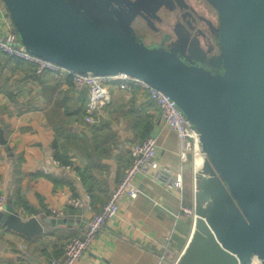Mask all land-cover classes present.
Segmentation results:
<instances>
[{
  "label": "water",
  "instance_id": "1",
  "mask_svg": "<svg viewBox=\"0 0 264 264\" xmlns=\"http://www.w3.org/2000/svg\"><path fill=\"white\" fill-rule=\"evenodd\" d=\"M2 1L30 53L75 72L143 79L197 129L196 219L178 264H264V0H207L218 14L215 57L188 39L147 44L132 26L144 0ZM0 221L26 236L56 222L23 219L11 203Z\"/></svg>",
  "mask_w": 264,
  "mask_h": 264
},
{
  "label": "crops",
  "instance_id": "2",
  "mask_svg": "<svg viewBox=\"0 0 264 264\" xmlns=\"http://www.w3.org/2000/svg\"><path fill=\"white\" fill-rule=\"evenodd\" d=\"M4 8L0 0V35L12 24ZM35 67L0 50V196L23 219L56 222L26 236L0 221V264L62 260L66 244L83 236L92 215L68 201L90 193L93 212L101 211L131 162V148L149 135L157 139L158 161L182 175L183 189L138 176L139 196L122 199L118 215L76 264L175 262L193 234L195 220L181 208L195 205L197 174L191 154L180 158L178 134L158 106L145 93L110 82L111 101L88 124V91L76 90L68 75L37 74ZM53 210L65 214L52 216Z\"/></svg>",
  "mask_w": 264,
  "mask_h": 264
},
{
  "label": "built area",
  "instance_id": "3",
  "mask_svg": "<svg viewBox=\"0 0 264 264\" xmlns=\"http://www.w3.org/2000/svg\"><path fill=\"white\" fill-rule=\"evenodd\" d=\"M1 2L4 6L2 0ZM4 11L7 12L6 8H4ZM0 50L10 57L34 64L37 74L52 73L56 76L68 75L76 90L88 91L89 101L86 116L88 124H93L95 122L94 113L111 101L110 82L117 83L118 88L126 92L132 93L135 90H139L145 93L158 106L162 121L178 134L180 139V158L185 161L189 158V154H191L194 161V170L198 175V159L202 158L203 161L204 158L199 133L178 108L176 102L163 91L153 87L143 79L132 77L125 73L113 76L95 75L91 72L80 73L34 55L19 43L17 33L11 23L7 24L5 33L0 35ZM55 162L59 163L58 161ZM64 167L67 169L71 168L70 165H64ZM138 176L160 180L170 189L182 190L184 187L182 175H175L169 166L163 165L158 161L156 137L153 135L147 136L131 148V162L101 211L97 213L93 212V196L90 193L86 194L85 200L72 197L68 201V204L74 208L84 209L87 212H91L92 215L87 222L83 236L73 237L66 244L63 259L55 261L52 264H76L82 259L106 224L118 215L122 199L126 196L135 199L139 196L141 190L136 184ZM7 204L5 196H0V214L5 212ZM181 209L184 215L192 217L194 220L196 219L195 205L193 207L182 206ZM64 214V210L52 211V216H63ZM180 259L181 257L172 264H178ZM252 264H261V261L257 256H254Z\"/></svg>",
  "mask_w": 264,
  "mask_h": 264
},
{
  "label": "flooded vegetation",
  "instance_id": "4",
  "mask_svg": "<svg viewBox=\"0 0 264 264\" xmlns=\"http://www.w3.org/2000/svg\"><path fill=\"white\" fill-rule=\"evenodd\" d=\"M135 1V0H131ZM126 7V5H123ZM145 15H136L132 26L147 44L164 42L166 47L188 39V44L199 43L209 51V57L220 53L216 44L215 28L218 14L207 0H144ZM215 12L217 20L212 13ZM140 23V27L136 23ZM199 41V42H198Z\"/></svg>",
  "mask_w": 264,
  "mask_h": 264
},
{
  "label": "rangeland",
  "instance_id": "5",
  "mask_svg": "<svg viewBox=\"0 0 264 264\" xmlns=\"http://www.w3.org/2000/svg\"><path fill=\"white\" fill-rule=\"evenodd\" d=\"M212 15H213L214 19L217 20V15H216V13L213 12ZM136 25L140 27V23H139V22H137Z\"/></svg>",
  "mask_w": 264,
  "mask_h": 264
},
{
  "label": "bare ground",
  "instance_id": "6",
  "mask_svg": "<svg viewBox=\"0 0 264 264\" xmlns=\"http://www.w3.org/2000/svg\"><path fill=\"white\" fill-rule=\"evenodd\" d=\"M198 160H199V161H202V158H201V159L199 158ZM199 161H198V164H200V163H201V162H199Z\"/></svg>",
  "mask_w": 264,
  "mask_h": 264
},
{
  "label": "trees",
  "instance_id": "7",
  "mask_svg": "<svg viewBox=\"0 0 264 264\" xmlns=\"http://www.w3.org/2000/svg\"><path fill=\"white\" fill-rule=\"evenodd\" d=\"M62 163H65L64 161H62ZM63 165H66V164H63ZM16 206V205H15Z\"/></svg>",
  "mask_w": 264,
  "mask_h": 264
}]
</instances>
